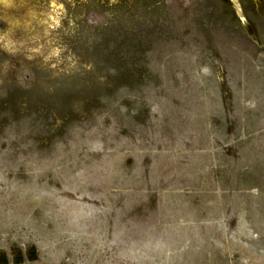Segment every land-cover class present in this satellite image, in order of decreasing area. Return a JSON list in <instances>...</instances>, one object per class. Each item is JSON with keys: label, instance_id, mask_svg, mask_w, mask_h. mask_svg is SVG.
Returning <instances> with one entry per match:
<instances>
[{"label": "rangeland", "instance_id": "rangeland-1", "mask_svg": "<svg viewBox=\"0 0 264 264\" xmlns=\"http://www.w3.org/2000/svg\"><path fill=\"white\" fill-rule=\"evenodd\" d=\"M0 264H264V0H0Z\"/></svg>", "mask_w": 264, "mask_h": 264}, {"label": "water", "instance_id": "water-1", "mask_svg": "<svg viewBox=\"0 0 264 264\" xmlns=\"http://www.w3.org/2000/svg\"><path fill=\"white\" fill-rule=\"evenodd\" d=\"M238 9V12H240V9L239 8H237Z\"/></svg>", "mask_w": 264, "mask_h": 264}]
</instances>
